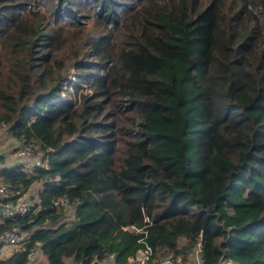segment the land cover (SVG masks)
<instances>
[{"label":"trees","instance_id":"16d2710c","mask_svg":"<svg viewBox=\"0 0 264 264\" xmlns=\"http://www.w3.org/2000/svg\"><path fill=\"white\" fill-rule=\"evenodd\" d=\"M3 129L43 164L0 169L40 185L0 264H264V0H0Z\"/></svg>","mask_w":264,"mask_h":264},{"label":"built area","instance_id":"2783aa9c","mask_svg":"<svg viewBox=\"0 0 264 264\" xmlns=\"http://www.w3.org/2000/svg\"><path fill=\"white\" fill-rule=\"evenodd\" d=\"M17 152V156L23 158L27 165L26 168L29 171H33L36 167L41 166L39 161L35 160V149L31 145H27L23 142H19V148ZM6 167L3 162V157L0 154V169ZM11 195L7 189V187L2 184L0 185V200L9 198ZM64 201V199H62ZM70 209L73 207L67 204ZM32 203L29 199L21 198L17 203L3 204L0 203V219L9 218L15 216L16 214H24L31 209ZM125 229L139 232L141 229L137 228L135 225H130L123 227ZM25 237L20 233V229L18 226H14L11 230L6 231L0 237V243L4 242L9 246H14L17 249H21L24 245ZM40 244V243H39ZM41 245V244H40ZM34 247L29 255L31 264H38L39 259V246ZM201 243H199V249L196 251L193 258H191L186 264H202L201 256ZM153 250L151 247L146 246L144 249L139 250L137 255L130 256L128 258L127 264H183V261L180 257H175L173 255H168L161 258L153 257ZM96 264H115V255L109 254L106 259H102L98 261ZM216 264H235L232 259H228L225 257L220 258Z\"/></svg>","mask_w":264,"mask_h":264},{"label":"rangeland","instance_id":"374dc122","mask_svg":"<svg viewBox=\"0 0 264 264\" xmlns=\"http://www.w3.org/2000/svg\"><path fill=\"white\" fill-rule=\"evenodd\" d=\"M74 74H72V75H70V76H68L67 78H68V80H70V79H72L73 81H75L76 80V78L73 76ZM79 84L83 87V88H85L86 90H88L89 91V89H90V82H87L86 80H80L79 81ZM72 87V86H71ZM74 90V89H73ZM80 92H82V90L80 91ZM76 97H78V96H76ZM9 131H8V129H3V130H1L0 131V133H2V134H0V140L4 137V135H5V137L3 138V140H1L0 141V150L1 151H6V150H10L11 151V153H14V152H16V151H18V148H19V144H17V142L14 140V137L10 134V132L8 133ZM8 135H9V137L11 136V138H13V139H11V138H9L8 139ZM7 139L8 140H10V141H7ZM14 142H13V141ZM14 147H16V150H14L15 148ZM35 149V148H34ZM0 151V152H1ZM16 155H17V152H16ZM18 157V156H17ZM35 160L36 161H39L40 162V164L42 165L43 163L41 162V153H38L36 150H35ZM39 188H40V185L39 184H35L25 195H23L22 196V198H24V199H29L30 197H35L36 195H37V193H38V190H39ZM69 211L71 210L72 211V213L69 215L70 216V218H72L73 216H74V211L72 210V209H70V208H67ZM4 245V244H3ZM5 245H7V244H5ZM9 245H7L6 247H8ZM10 248H6L8 251L7 252H12L13 250H15V249H17L16 247H14V246H9ZM40 264H44V259L41 261V263Z\"/></svg>","mask_w":264,"mask_h":264},{"label":"crops","instance_id":"0c3cea01","mask_svg":"<svg viewBox=\"0 0 264 264\" xmlns=\"http://www.w3.org/2000/svg\"><path fill=\"white\" fill-rule=\"evenodd\" d=\"M9 133V132H8ZM0 134H2V133H0ZM4 137H5V135H4ZM3 137V138H4ZM3 138L1 139V140H3ZM9 138H11V136L9 137V135H8V139ZM7 139V141H10V140H8ZM11 139H13V138H11ZM0 140V141H1ZM15 140V139H14ZM13 141V140H12ZM14 142V141H13ZM1 144V143H0ZM15 149L14 150H16V147H14ZM1 151V150H0ZM1 154H3L4 155V157H3V155H2V157H3V162H4V164L6 165V167L8 166H15V165H18V164H24L25 163V161H23L22 159H20V157H17V155H16V152H14V153H11V151L10 150H6V151H1L0 152ZM7 245H0V257H3V256H8V255H10L12 252H7L8 250L6 249V248H10L9 246L8 247H6ZM45 260H44V264H45ZM41 262H39L38 261V264H40Z\"/></svg>","mask_w":264,"mask_h":264}]
</instances>
